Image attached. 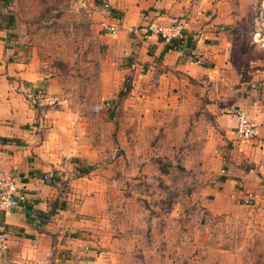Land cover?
I'll return each mask as SVG.
<instances>
[{"label":"rangeland","instance_id":"rangeland-1","mask_svg":"<svg viewBox=\"0 0 264 264\" xmlns=\"http://www.w3.org/2000/svg\"><path fill=\"white\" fill-rule=\"evenodd\" d=\"M181 1L203 27L214 14L205 0ZM253 8L238 19L245 29L235 59L249 75L264 52L254 40L264 5ZM110 17L122 12L113 14L106 0H0L12 58L37 78L22 82L36 142L70 201L87 204L86 232L104 254L100 264H264V193L245 202L220 185L222 157L234 156L222 114L206 109L203 85L197 101L173 85L180 107L166 104L160 82H137V73H148L133 66L143 60L141 44L130 27L105 30Z\"/></svg>","mask_w":264,"mask_h":264},{"label":"crops","instance_id":"crops-1","mask_svg":"<svg viewBox=\"0 0 264 264\" xmlns=\"http://www.w3.org/2000/svg\"><path fill=\"white\" fill-rule=\"evenodd\" d=\"M106 1L113 14L122 12L121 18H107L118 23L122 32L150 22H185V37L180 40L168 41L144 29L135 32L143 60H136L133 66L142 63L148 68L147 74H136V81L144 76L160 82L161 93L169 95L166 104L171 101L180 107L185 101L179 99L182 94L173 95V85L187 90L196 101L201 97L195 91L203 85L200 94L208 98L206 109L222 114L218 120L234 147V156L222 157L227 166L217 168L224 172L220 177L224 195L250 202L264 193V52L250 63L256 66L251 75L242 71V60H235L243 43L238 35L245 29L238 19L250 17L253 5L260 2L262 6L264 0H239L243 8L232 7L230 0H205L214 14L204 27L199 15L185 16L181 0ZM0 36V163L15 170L17 185L26 194L18 206L0 210V234L7 239L0 264H100L104 254L92 247L86 232L88 220L83 214L87 204L75 198L70 201L71 193L54 178L53 159L44 144L36 142L35 111L22 82L37 78L31 76L27 64L12 58L16 47L5 28H0ZM152 84L149 87L155 86ZM237 108L257 121L256 140L240 139L236 133L230 113Z\"/></svg>","mask_w":264,"mask_h":264},{"label":"built area","instance_id":"built-area-1","mask_svg":"<svg viewBox=\"0 0 264 264\" xmlns=\"http://www.w3.org/2000/svg\"><path fill=\"white\" fill-rule=\"evenodd\" d=\"M102 26L110 33H117L121 29L118 23H111L107 20L102 22ZM141 29L151 34H157L168 41L185 37V23L182 21L170 23L150 22L144 27H130V30L134 32H138ZM254 40L264 46V28L260 27L255 30ZM230 114L235 122V130L239 137L244 140H256L259 137V125L254 118L248 115L246 110L237 108L231 111ZM17 184L15 170L0 163V210L18 206L22 200L26 199V194L20 191V187ZM246 202H249V200L247 199ZM6 246L7 239L5 235L0 234V259L4 254Z\"/></svg>","mask_w":264,"mask_h":264},{"label":"trees","instance_id":"trees-1","mask_svg":"<svg viewBox=\"0 0 264 264\" xmlns=\"http://www.w3.org/2000/svg\"><path fill=\"white\" fill-rule=\"evenodd\" d=\"M177 21H180V20H177ZM182 22H184L183 20H181ZM185 23V22H184ZM180 40V39H179ZM169 41H172V40H169Z\"/></svg>","mask_w":264,"mask_h":264}]
</instances>
